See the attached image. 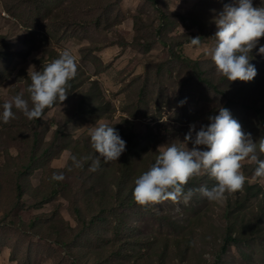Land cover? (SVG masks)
I'll return each instance as SVG.
<instances>
[{
	"label": "rangeland",
	"instance_id": "374dc122",
	"mask_svg": "<svg viewBox=\"0 0 264 264\" xmlns=\"http://www.w3.org/2000/svg\"><path fill=\"white\" fill-rule=\"evenodd\" d=\"M234 2L0 0V106L17 94L28 99V72L42 70L64 49L77 64L67 99L45 109L42 119L30 121L13 109L15 119L0 121V264H264V179L254 178L249 160L242 162L243 188L223 200L209 202L196 191L187 205L129 208L123 217L129 227L103 222L87 231L89 246L86 240L76 245L89 226L87 213L119 191L128 159L125 151L117 162L101 160L90 171L98 155L90 146L92 126H114L126 143L121 130L133 129L139 151L129 164L133 181L122 184L125 194L159 151L173 143L183 147L190 125L198 131L225 106L226 98L199 80L198 70L234 95L230 113L242 130L253 140L264 136V124L247 107L261 105L264 96V55L257 54L264 37L252 51L257 75L250 82L216 76L205 54L214 44V17ZM196 36L204 38L198 47L190 44ZM34 153L40 160L33 173L21 175ZM72 155L82 167L73 165ZM54 172L64 179L51 180ZM193 180L194 190L216 183L207 175ZM77 207L86 222L76 219ZM228 234L235 241L223 251Z\"/></svg>",
	"mask_w": 264,
	"mask_h": 264
},
{
	"label": "clouds",
	"instance_id": "9594fccd",
	"mask_svg": "<svg viewBox=\"0 0 264 264\" xmlns=\"http://www.w3.org/2000/svg\"><path fill=\"white\" fill-rule=\"evenodd\" d=\"M213 22L217 29L214 44L205 54L215 68V75L225 77L228 82L252 81L257 69L250 61L253 49L264 37V5L254 6L253 0H235L225 4ZM190 44L200 46L201 37L191 38ZM257 54L264 55V46L259 47ZM76 74L75 58L69 49H64L42 70L28 72L31 80L27 88L28 99L17 94L4 102L0 106V121L8 124L15 119L13 109L22 112L30 121L42 119L45 109L67 99L69 82ZM184 102L181 101V105ZM208 120L209 123L201 125L198 131L195 124L189 126L183 147L173 143L159 151L155 162L135 180L132 198L137 205H158L166 201L187 205L196 191L209 202L223 200L226 194L243 188L246 176L241 168L245 160L255 164L254 178L264 179V159L261 158L264 156V136L253 140L223 106ZM89 136L91 148L98 153L92 158L90 171H97L101 160L104 164L117 162L126 151V141L114 126L105 123L92 126ZM188 143L192 144L191 149L187 147ZM70 158L75 167H82L75 155ZM202 175L216 181L213 187L185 191L191 179ZM63 179V173L54 172L51 177L53 181Z\"/></svg>",
	"mask_w": 264,
	"mask_h": 264
},
{
	"label": "trees",
	"instance_id": "16d2710c",
	"mask_svg": "<svg viewBox=\"0 0 264 264\" xmlns=\"http://www.w3.org/2000/svg\"><path fill=\"white\" fill-rule=\"evenodd\" d=\"M201 40H203L204 38L202 36ZM1 56V55H0ZM188 61H192V60H188ZM198 78L199 80H201L204 84H206L207 86H210L211 88H213L216 92L220 93L221 95H223L226 98V104H225V108H227L230 112L234 109V106L236 105V100L234 98V95L231 94V92L229 91V89H221L220 86H218L211 78L209 77H203L202 76V72L201 70H198ZM226 81V80H225ZM262 104L259 105L258 103L254 102L252 105L247 106L249 109L254 110L259 122L264 124V96H261L260 98ZM94 111H90L89 113H93ZM128 120V119H127ZM121 133H123V135L125 136L124 138L128 141L126 144V154L128 155V159L124 162V167L121 168L120 174L118 176L119 182H118V187L120 188L119 191L115 192L114 194H112V199H108L105 195L103 196L102 201L100 202V208L99 210H93L87 213V215H89V226L87 228H85L84 230H82L76 238V245L77 247H79L83 242H85V246H89L90 245V238L88 239V234L87 231L90 228L93 227H99L100 225H102L103 222H105V224L109 223L111 224L113 221L115 222L116 225H120L124 228L129 227V224H127L128 222L126 221V218L124 219L123 217H128V210L129 208H146L147 206H139L137 205L133 198H132V192L134 190L135 187V183H132V186H128L129 187V191L127 194L123 193L124 190L127 188L126 186L122 187L123 182H127L129 183V185L131 184L130 181H133V176H132V171H131V167L129 166L131 159H132V154L136 153L137 151H139V148H136V145H133V140H132V135H134L133 129L130 128V130L128 132L126 131H122ZM37 136L40 135L39 133H36ZM130 139V141H129ZM131 142V145H130ZM145 150V149H144ZM44 152L45 155H48V150H45ZM40 160V157L37 154H33V157H31L30 162L28 164H25L23 167V171L21 175H29L33 173V169L35 167V165L38 163V161ZM61 184V182L57 183L55 188H56V192H54L55 194H57V187ZM185 189H193L194 190V180L191 179L187 185L185 186ZM18 190H19V197L20 199H22L25 195V190H24V185L22 182H20L18 184ZM89 193V192H87ZM54 194V195H55ZM53 196V194H52ZM121 208V209H120ZM125 209V211L123 213L120 212V210ZM74 214L76 216V219L78 220V222L80 223L81 220H83V222H86V217H84L83 212L80 208H75L74 209ZM120 226L117 229V234H121L120 231ZM235 239L231 236V234H228L227 237L225 238L224 241V245H223V251H226V248L228 247V245L232 242H234ZM66 245V243H64ZM77 250H79L78 248H76ZM121 254V250L116 253V256Z\"/></svg>",
	"mask_w": 264,
	"mask_h": 264
}]
</instances>
